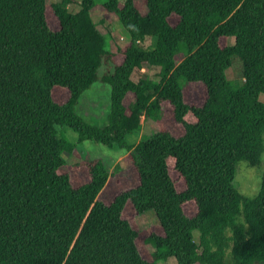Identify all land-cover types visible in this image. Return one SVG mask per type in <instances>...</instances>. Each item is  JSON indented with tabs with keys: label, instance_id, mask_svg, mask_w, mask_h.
<instances>
[{
	"label": "trees",
	"instance_id": "trees-1",
	"mask_svg": "<svg viewBox=\"0 0 264 264\" xmlns=\"http://www.w3.org/2000/svg\"><path fill=\"white\" fill-rule=\"evenodd\" d=\"M74 2L0 0V264L264 260V170L254 197L234 184L240 160L254 167L264 158V0H145L146 12L136 0H106L105 11L130 35L117 52L93 18L97 1L81 0L73 12ZM147 37L155 38L154 48L141 46ZM234 56L242 82L227 75ZM146 64L160 66V78L133 80ZM182 79L205 86L201 105L186 100ZM97 81L111 86L104 125L77 110ZM55 86L68 90L65 102L55 100ZM165 102L183 134L162 127L129 142L144 118L163 119ZM85 140L127 151L139 184L105 203L99 195L111 172L94 158L76 164L90 177L75 186L63 170L64 153ZM170 168L184 178V190ZM189 201L197 205L194 215L184 210ZM128 202L137 214L154 210L161 224L163 233L146 239L155 247L152 260L123 216Z\"/></svg>",
	"mask_w": 264,
	"mask_h": 264
},
{
	"label": "rangeland",
	"instance_id": "rangeland-1",
	"mask_svg": "<svg viewBox=\"0 0 264 264\" xmlns=\"http://www.w3.org/2000/svg\"><path fill=\"white\" fill-rule=\"evenodd\" d=\"M57 2L60 0H51ZM81 0L70 4L71 11H78L81 7ZM97 6L93 9L92 15L95 22L98 24L99 29L103 33H110L108 39V47L117 52L119 47H123L130 40V35L123 27L117 16L113 13H108L102 6L106 0H96ZM124 2V0H120ZM138 7L146 12L145 0H136ZM49 24L53 29H58L59 24L56 21V16L48 11ZM172 23L177 21V17L171 18ZM58 24V25H57ZM153 37H147L141 46L145 49H152L155 46L153 44ZM234 38L231 37L226 40V43H233ZM183 58V54L177 56L178 60ZM161 67L146 64L143 68H137L132 74L133 80H138L142 76H148L152 79H159ZM243 65L238 56H234L232 65L227 70V75L230 79L237 81H243ZM184 85L186 100L189 103L201 105L206 98L205 86L200 83H189L187 80L182 79ZM110 93L111 86L108 83L97 81L91 85L81 96L77 110L81 116L87 121L96 124L104 125L107 119V115L110 107ZM53 96L56 101L65 102L69 97V92L66 88L55 86L53 90ZM260 99L264 100V94L260 95ZM164 117L161 121L154 120L152 118H144L142 129L135 131L127 136V139L131 143H137L143 135L153 134L158 132L162 127L170 128L174 134L181 135L184 132L182 125L175 122L171 106L168 103H163ZM70 139L77 141L78 134L71 129L66 130ZM68 163L63 167L64 171H69L71 174L72 182L75 186H78L86 182L90 175L86 166H76L77 163L84 161L85 159L102 158L107 166L110 168L111 175L106 183V186L102 190L99 198L105 203H110L112 199L121 191L129 189L139 184V176L136 168L132 164V161L128 155V152L118 146L109 147L100 142L94 140H85L78 144V148L71 154L64 153ZM264 170V158L262 164L259 166H251L246 160H240L237 164L236 175L234 178V184L245 195L254 197L259 192L262 183V172ZM171 175L176 181V186L179 191L186 188L184 178L179 172L170 168ZM184 210L188 215H194L197 211V205L194 201H189L184 204ZM123 216L131 222L132 226L138 231L137 243L141 254L144 258L152 260V253L155 247L152 243L146 241L148 237L153 233H163L161 224L157 218L154 210H148L143 214H137L133 205L128 202ZM195 238L199 241V231H195ZM228 257H230L228 255ZM158 264H178L175 257L171 256L166 261H160ZM228 264V263H227ZM256 264H264V260L257 262Z\"/></svg>",
	"mask_w": 264,
	"mask_h": 264
}]
</instances>
